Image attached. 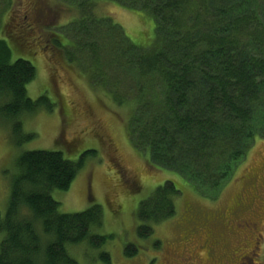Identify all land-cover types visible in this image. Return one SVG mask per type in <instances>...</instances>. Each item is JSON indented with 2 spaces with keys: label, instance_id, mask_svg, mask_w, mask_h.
<instances>
[{
  "label": "trees",
  "instance_id": "1",
  "mask_svg": "<svg viewBox=\"0 0 264 264\" xmlns=\"http://www.w3.org/2000/svg\"><path fill=\"white\" fill-rule=\"evenodd\" d=\"M57 1L70 4L77 17L68 26L71 45L55 41L52 48L79 62L94 90H105L120 107L130 105L132 146L199 196H218L264 134V0ZM107 1L151 16L153 43L137 46L111 18L99 17V4ZM11 60L12 50L0 39V113L12 122L20 147L35 137L24 133V118L55 105L46 96L29 97L36 68ZM83 159L50 150L18 157L8 208L0 213V264H79L73 248L105 246L109 237L93 233L103 223L100 206L64 214L52 196L70 189ZM181 194L168 181L140 203V238L176 215ZM136 253L125 247L126 257ZM98 260L112 264L108 252Z\"/></svg>",
  "mask_w": 264,
  "mask_h": 264
},
{
  "label": "rangeland",
  "instance_id": "2",
  "mask_svg": "<svg viewBox=\"0 0 264 264\" xmlns=\"http://www.w3.org/2000/svg\"><path fill=\"white\" fill-rule=\"evenodd\" d=\"M97 14L111 18L137 46H150L155 39V21L147 14L110 1L99 4ZM76 17L70 4L57 0H14L9 4L0 0V39L6 40L12 50L11 62L28 60L37 71L36 79L27 87L29 97L36 101L46 96L55 105L51 112L42 107L35 115L24 118V133L35 137L20 147L15 145L12 122L0 113L1 215L6 214L11 185L19 173L18 157L27 151H61L71 161L84 156L83 167L70 189L52 194L60 203L61 213H80L98 205L103 223L93 233L109 237L101 249L73 248L71 254L79 264H103L98 260L101 252L110 254L112 264H148L153 256L150 250H155L154 240L163 239L177 228L183 234L191 229L196 233L199 215L210 217L222 211L233 214L242 207L243 199L248 207L241 208L240 211L246 208L242 215L252 211L254 220L262 219L260 247L264 256V134L256 138L247 158L218 196H199L178 174L151 165L148 152L140 154L132 146L126 130L130 105L120 107L105 90H94L79 62L70 63L64 50L52 48L55 41L71 45L68 26ZM87 62L82 61L85 66ZM168 181L182 193L176 200V215L154 226L153 234L142 239L136 217L139 205ZM229 226L214 225L211 230L224 232V243L228 244L232 240L226 233ZM38 229L41 231V227ZM242 229L249 228L243 224ZM127 245L137 249L135 256H125ZM193 247H198V241Z\"/></svg>",
  "mask_w": 264,
  "mask_h": 264
},
{
  "label": "flooded vegetation",
  "instance_id": "3",
  "mask_svg": "<svg viewBox=\"0 0 264 264\" xmlns=\"http://www.w3.org/2000/svg\"><path fill=\"white\" fill-rule=\"evenodd\" d=\"M245 201L246 199L241 201V208L248 207L247 201L244 204ZM241 208L229 215L223 211L210 217L201 214L199 220L204 221L205 225L201 226L199 222L196 233L195 229H191L183 234L177 228L171 230L163 239L154 240L155 250H150L154 257H150L148 264H262V219L254 220L256 215L252 211L243 216L246 208L240 211ZM243 224L249 229L243 230ZM211 225L224 228L230 225L226 233L229 239L232 238L231 242L225 244L226 234L213 232ZM205 228L207 230L204 232ZM196 241L198 247L194 248Z\"/></svg>",
  "mask_w": 264,
  "mask_h": 264
}]
</instances>
